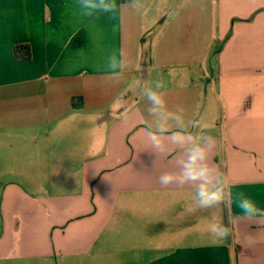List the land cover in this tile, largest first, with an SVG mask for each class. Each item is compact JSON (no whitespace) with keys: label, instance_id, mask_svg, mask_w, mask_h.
<instances>
[{"label":"crops","instance_id":"1","mask_svg":"<svg viewBox=\"0 0 264 264\" xmlns=\"http://www.w3.org/2000/svg\"><path fill=\"white\" fill-rule=\"evenodd\" d=\"M115 3L113 19L81 16L76 0H0V126L36 134L38 168L29 171L49 174L34 197L7 181L0 260L264 264V216L246 217L234 203L189 212L197 183L159 182L211 135L216 180L264 210V0ZM21 44L30 59L16 58ZM112 52L123 61L114 73ZM148 89L164 95L159 114ZM161 123L189 141L166 133V154L156 153L145 129ZM212 223L231 234L215 238Z\"/></svg>","mask_w":264,"mask_h":264},{"label":"clouds","instance_id":"2","mask_svg":"<svg viewBox=\"0 0 264 264\" xmlns=\"http://www.w3.org/2000/svg\"><path fill=\"white\" fill-rule=\"evenodd\" d=\"M76 6L80 15L84 17H91L95 13H111L113 14L111 17L115 18V0H76ZM120 55L122 57L123 53H120ZM106 66L108 70L114 73L117 69L123 67V61L118 60L117 54L112 52L107 57ZM164 87L165 85L161 81H157L155 84V89H163ZM145 94L152 105L150 111L153 114H159L165 107L163 93L148 89ZM123 100L124 98L120 97L116 103L123 106ZM145 133L147 140L158 154H166L164 140L166 133H170L171 142L177 145H184L190 139V134L185 130L171 131L170 126L166 123H161L156 131L146 128ZM201 139L208 147L201 144L191 147L187 151L186 158L180 162V170L161 175L159 178L160 184L164 186L170 184L182 186L190 182L197 183V203L195 207L191 206L188 208L189 212H195L199 209H212L228 203H234L246 217L264 216V210H261L256 202L244 191L237 190L234 192L233 186L226 184L223 179L216 180V170L207 163L210 149L214 145L215 140L211 135H205ZM234 223L235 218L229 221L230 225H234ZM208 230L218 239L227 238L231 234V227L224 223H212L208 226Z\"/></svg>","mask_w":264,"mask_h":264},{"label":"rangeland","instance_id":"3","mask_svg":"<svg viewBox=\"0 0 264 264\" xmlns=\"http://www.w3.org/2000/svg\"><path fill=\"white\" fill-rule=\"evenodd\" d=\"M214 56L211 57L209 67L214 65ZM211 64V65H210ZM211 116L213 113L212 106L209 105ZM206 108L205 103L201 104L198 119H201V114ZM208 111V110H206ZM200 125V124H199ZM208 125V124H207ZM209 126V125H208ZM39 138L36 134L16 128L14 130H5L0 126V237L3 235L4 219L2 213V194L7 181L14 182L15 184L23 187L22 189L26 194L31 197L42 194L44 185L47 184L49 174L30 172V168H38L37 157L35 152L37 147L32 142ZM37 154V152H36ZM35 159V163H32ZM43 167L50 166L48 158L42 162ZM41 164V166H42ZM5 242V241H4ZM0 264H44L40 260H28L26 258L19 260L6 261L0 260ZM58 264V263H55Z\"/></svg>","mask_w":264,"mask_h":264},{"label":"trees","instance_id":"4","mask_svg":"<svg viewBox=\"0 0 264 264\" xmlns=\"http://www.w3.org/2000/svg\"><path fill=\"white\" fill-rule=\"evenodd\" d=\"M230 36H231V33L225 38V40L221 43V45L215 50L212 56L214 57L216 56L217 51H219L223 47V45L228 41ZM14 50H15L16 58L20 61L28 60L32 57L31 47L28 44L17 45L15 46Z\"/></svg>","mask_w":264,"mask_h":264}]
</instances>
